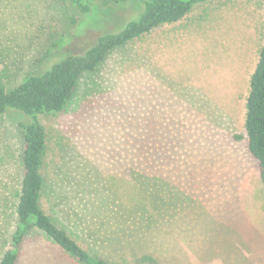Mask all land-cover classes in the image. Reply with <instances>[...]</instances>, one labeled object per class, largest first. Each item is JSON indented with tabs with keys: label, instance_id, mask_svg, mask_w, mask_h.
<instances>
[{
	"label": "rangeland",
	"instance_id": "rangeland-1",
	"mask_svg": "<svg viewBox=\"0 0 264 264\" xmlns=\"http://www.w3.org/2000/svg\"><path fill=\"white\" fill-rule=\"evenodd\" d=\"M93 3L81 17L67 0H0L6 89L86 53L141 9ZM263 44L260 0H210L112 52L62 113L39 117L49 148L43 205L54 221L109 262L264 264L263 188L245 131ZM29 122L0 115V262L15 230ZM18 264L79 263L33 231Z\"/></svg>",
	"mask_w": 264,
	"mask_h": 264
},
{
	"label": "trees",
	"instance_id": "trees-1",
	"mask_svg": "<svg viewBox=\"0 0 264 264\" xmlns=\"http://www.w3.org/2000/svg\"><path fill=\"white\" fill-rule=\"evenodd\" d=\"M81 17L89 15L93 0H67ZM137 2L141 9L122 30L102 35L84 54L67 55L42 74L32 75L16 88L7 90L0 81V115L16 112L30 118L23 124V179L16 207V224L11 245L0 264H18L22 245L33 231L49 237L79 264H119L84 248L68 231L61 228L45 209V169L49 153L46 126L40 116H56L70 104L86 75L98 72L109 55L155 29L178 23L196 6L210 0H115ZM264 6V0H260ZM246 142L258 162L264 196V44L250 78L246 101ZM238 140L241 137H236ZM141 261H151L142 257Z\"/></svg>",
	"mask_w": 264,
	"mask_h": 264
}]
</instances>
